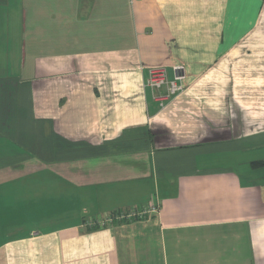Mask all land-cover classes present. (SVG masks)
<instances>
[{"label":"crops","instance_id":"1","mask_svg":"<svg viewBox=\"0 0 264 264\" xmlns=\"http://www.w3.org/2000/svg\"><path fill=\"white\" fill-rule=\"evenodd\" d=\"M263 160L264 0H0V264H264Z\"/></svg>","mask_w":264,"mask_h":264},{"label":"built area","instance_id":"2","mask_svg":"<svg viewBox=\"0 0 264 264\" xmlns=\"http://www.w3.org/2000/svg\"><path fill=\"white\" fill-rule=\"evenodd\" d=\"M172 79L167 77V72L164 68H150L147 71V77L144 82L145 89L151 93L165 89V94L154 97L159 108L164 107V104L176 97L183 90L182 81L184 79L183 68L175 66L172 68ZM146 211L132 210L129 212H115L99 218L88 220L85 225L87 228L97 227L104 228L113 225L114 223L124 222L130 219L142 218Z\"/></svg>","mask_w":264,"mask_h":264},{"label":"trees","instance_id":"3","mask_svg":"<svg viewBox=\"0 0 264 264\" xmlns=\"http://www.w3.org/2000/svg\"><path fill=\"white\" fill-rule=\"evenodd\" d=\"M252 166H254V167H258V168H262V167H264V160L263 161H257V162H254L253 164H252ZM95 229H98L97 227H90V228H88V230H95Z\"/></svg>","mask_w":264,"mask_h":264},{"label":"rangeland","instance_id":"4","mask_svg":"<svg viewBox=\"0 0 264 264\" xmlns=\"http://www.w3.org/2000/svg\"><path fill=\"white\" fill-rule=\"evenodd\" d=\"M137 210H139V209H137Z\"/></svg>","mask_w":264,"mask_h":264}]
</instances>
